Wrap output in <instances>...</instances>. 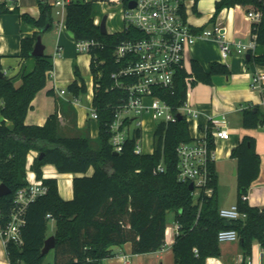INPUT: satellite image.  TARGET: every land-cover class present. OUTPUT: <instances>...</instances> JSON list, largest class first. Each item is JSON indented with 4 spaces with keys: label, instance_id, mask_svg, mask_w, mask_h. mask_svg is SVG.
<instances>
[{
    "label": "trees",
    "instance_id": "16d2710c",
    "mask_svg": "<svg viewBox=\"0 0 264 264\" xmlns=\"http://www.w3.org/2000/svg\"><path fill=\"white\" fill-rule=\"evenodd\" d=\"M136 0H122L127 8ZM110 0H73L66 8L65 24L77 43L96 42L92 48L91 71L94 77L93 108L99 114V136L93 140L86 131L76 136L64 134L58 112L51 115L44 126L27 125L26 118L39 92L44 90L54 69L52 57L34 58L35 69L24 75L17 87L7 76H0V182L12 194L0 199V208L8 215L14 205L16 193L28 186L27 159L31 151L38 156L31 171L43 179V167L54 165L61 174H83L73 180L74 199L66 201L59 193L57 179H44L48 188L45 196L32 202L26 210L27 225L23 232V245L10 243L7 256L10 264H47L42 252L48 235V224L55 222L56 247L53 264H104L114 257L113 247L132 245L133 255L152 254L165 244L168 227L167 216L174 213L179 233L173 244L175 264H206L210 258H221L218 234L222 230H236L240 237L244 262L252 257L253 246L264 250V208L252 207L244 197L260 174L261 158L256 150V140L246 136L232 151L237 161V206L247 214L245 221H229L220 217L217 197L218 176L215 164H210L213 196L196 197L189 184L178 179V148L193 142L189 121L158 122L155 129L153 154L137 155L134 150L140 130L128 140L123 152L115 155L111 145L110 124L125 93L113 90L112 73L119 69L115 52L125 40L139 37L130 27L121 33L103 35L95 24L94 10L98 3ZM40 17L34 19L24 14L21 21L42 30L55 25L53 8L39 2ZM241 6L247 13L256 12L262 18L253 25L256 41L264 47V0H220L216 3V16L226 8ZM14 13H19L14 12ZM7 14V13H4ZM3 15V14H1ZM39 32L21 42V58L30 59ZM248 65L264 67V53L251 55ZM191 74L178 70L173 89H156L158 95L178 113L187 102L186 78L192 75L194 85L213 84L215 76H230L228 66L213 63L207 72L193 60ZM3 72L0 56V73ZM70 93L79 99L87 94V86L80 77ZM52 94V92H50ZM257 109V111H255ZM243 127H264V112L260 107L243 109ZM10 123V124H8ZM211 150L215 142L211 127L207 130ZM94 143H97L95 146ZM164 172L156 173L159 165ZM93 168L94 174L87 176ZM50 215V217H48Z\"/></svg>",
    "mask_w": 264,
    "mask_h": 264
},
{
    "label": "crops",
    "instance_id": "0c3cea01",
    "mask_svg": "<svg viewBox=\"0 0 264 264\" xmlns=\"http://www.w3.org/2000/svg\"><path fill=\"white\" fill-rule=\"evenodd\" d=\"M89 1V0H87ZM119 0H110L112 4ZM220 0H197L185 3V15L188 23L196 32L204 29L221 27L225 40L232 44L233 52L224 59L219 42L211 38L199 39L185 55V70L191 74L193 60H197L208 72L213 63H220L229 67L230 76H215L212 85L198 83L188 91L187 103L198 111L197 118L189 121L190 133L194 140L206 137L207 130L211 127L212 132L217 126L227 125L229 138L215 139V168L218 176L217 197L219 208H229L237 203L225 205L220 203L219 192L233 185V178L237 180V161L232 158V151L246 136L256 140V150L261 158L260 174L252 184L248 197L249 205L264 208V127L257 129H246L243 127L242 111L250 106L262 108V96L251 90V75L256 71H264V67L254 64L248 65L246 56L238 55L234 49V43L242 42L250 44L253 40V22L246 18L247 12L241 6L226 8L216 14V3ZM99 4V3H98ZM108 4V3H106ZM27 14L34 19L40 17L39 1L22 7L21 12L14 16H0V56L5 76L12 79L19 87L24 75L31 73L36 66L34 58H21V42L23 39L32 38L39 29L24 23L20 15ZM107 28L109 34L121 33L125 29L119 7L107 14ZM95 21L101 23L103 19ZM110 22V23H109ZM43 43L46 46L45 55L52 57L54 66L51 77L44 90L38 93L32 103L26 124L44 126L48 118L58 112L61 123V131L67 135L76 136L84 131L89 133L93 140L99 136L98 121L90 117L94 99V77L91 71L92 56L79 51L78 43L74 34L67 29L65 21L61 24L56 19L55 25L43 35ZM264 53V47L258 44L256 56ZM78 70L80 77L87 86V94L78 99V103L72 102L73 95L69 88L81 80L76 74ZM66 90L67 94L62 96L60 92ZM52 92V94H50ZM0 105V123L3 121ZM263 111V108H262ZM264 112V111H263ZM10 124V123H8ZM146 127L151 130L150 120L146 119ZM147 154L154 153V146H146ZM27 174L36 175L27 167ZM45 179H57L59 193L62 199L70 201L74 199L73 180L83 177V174H61L54 165L43 167ZM94 169L91 168L87 176H92ZM32 177V176H31ZM175 221L168 224L170 233L169 245L165 251L152 254L133 255L132 245L113 247L114 257L104 261V264H121L123 255L128 257L129 264H133L130 256L142 259L146 264H175L173 244L179 231L176 229ZM54 234V233H53ZM53 234L51 236H53ZM239 251L240 258L231 260L225 258H210L206 264H241L240 243H231ZM255 256L252 255L253 264L262 261L263 249L259 244L253 246ZM8 256L3 242L0 240V264L7 262ZM136 264H142L137 262Z\"/></svg>",
    "mask_w": 264,
    "mask_h": 264
},
{
    "label": "built area",
    "instance_id": "2783aa9c",
    "mask_svg": "<svg viewBox=\"0 0 264 264\" xmlns=\"http://www.w3.org/2000/svg\"><path fill=\"white\" fill-rule=\"evenodd\" d=\"M73 0H54L52 6L55 19L62 24L66 17V8ZM195 3L197 0H136V7L130 9L125 7L122 0L114 3L119 7L125 29L134 27L139 37L122 41L115 52V59L120 64L119 69L112 73V89L121 90L125 93L120 105L117 106L115 117L110 124L111 145L114 152L121 153L126 142L132 139L136 131L140 130L137 139L135 154L148 155L146 146H154L155 129L158 122H176L179 115L186 116L188 121L198 117L199 113L187 102L174 113L173 109L158 95L156 89H173L175 76L180 69H185L186 52L196 44L199 39L211 38L219 42L224 59L233 52L232 44L225 40L223 29H204L196 32L188 23L185 15V3ZM21 0H0V15L20 11ZM253 25L261 21V14L249 12L246 15ZM100 26V23L95 21ZM234 51L240 56L255 55L258 43L253 33L250 44L237 42L233 44ZM98 46L96 42L83 41L78 43L79 51L91 55L92 48ZM92 56V55H91ZM195 79L192 75L186 78L188 91L194 85ZM251 90L259 93L262 98L264 111V71H256L251 75ZM67 94L62 90L60 95ZM72 102L78 103V98L73 97ZM2 107V106H1ZM90 117L98 121L99 114L92 108ZM146 119L150 120L151 130L146 129ZM138 120V128L131 129L134 121ZM215 139H228L229 132L226 124L217 126L213 132ZM151 155V154H150ZM38 152L31 151L27 159V167L31 168ZM178 179L182 182L194 185V195L200 197L202 194L213 196L214 189L211 186L212 176L210 164L215 163V149L211 150L206 137L183 143L178 148ZM161 164L155 170L156 173L164 172ZM32 176V177H31ZM27 174L28 186L19 190L14 199L11 212L7 215L0 208V240L5 249L10 243L23 245V232L27 225L25 217L28 206L38 198L47 194L48 188L44 179H38L36 175ZM1 185V182H0ZM249 197H244L248 201ZM220 217L229 221H245L247 214L240 212L237 204L219 211ZM50 217V215L48 216ZM176 229L179 225L175 222ZM170 233L167 229L165 244L160 251H165L169 245ZM219 243H238L239 234L236 230H222L218 234ZM244 258L241 260V264ZM121 264H129L128 257L123 255ZM246 264H253L252 257L248 258ZM264 264V250L262 261Z\"/></svg>",
    "mask_w": 264,
    "mask_h": 264
},
{
    "label": "rangeland",
    "instance_id": "374dc122",
    "mask_svg": "<svg viewBox=\"0 0 264 264\" xmlns=\"http://www.w3.org/2000/svg\"><path fill=\"white\" fill-rule=\"evenodd\" d=\"M113 1V0H112ZM37 2V0H21V8L26 6V5H30V4H35ZM48 2L50 4H52L54 2V0H48ZM116 10V5L112 4L111 2L106 4L104 3H99L95 5V10H94V15L97 18H101L103 19L107 14L112 13L113 11ZM17 15V13H7V14H3L0 16H14ZM110 23V22H109ZM109 28V25H108ZM192 88L189 89V91ZM1 101H0V105H1ZM138 128V120L134 121L133 124L131 125V129L136 130ZM66 134V132L64 133ZM79 135V134H78ZM94 145L96 146L97 143H94ZM233 180H235L233 182V185L229 186L227 189H224L222 191L219 192V198H220V203L221 204H225V205H231L233 203H237V199H238V186H237V180L236 177L235 179L233 178ZM168 219V224L173 223L174 221V213L170 212L167 216ZM48 235L51 236L54 232H55V222L54 221H50L48 224ZM231 243H223L220 244L221 247V252L223 257L225 258H230L231 260H237L240 258V254L239 251L236 250V247L233 245H230ZM256 245V244H255ZM241 254H243V251H241ZM252 255L255 256L254 251H252ZM130 259L132 260L133 264H136L137 262H141L142 264H146L142 259H135L134 257H132V255L130 256ZM54 262V251H51L46 259V263L47 264H53ZM2 264H10L9 261H7L6 263L3 262ZM150 264H155L150 262Z\"/></svg>",
    "mask_w": 264,
    "mask_h": 264
},
{
    "label": "water",
    "instance_id": "95a60500",
    "mask_svg": "<svg viewBox=\"0 0 264 264\" xmlns=\"http://www.w3.org/2000/svg\"><path fill=\"white\" fill-rule=\"evenodd\" d=\"M38 1L41 2V3H46V0H38ZM136 5H137L136 1H132V2L129 3L128 7L130 9H134L136 7ZM107 21H108V16L106 15L103 18V20L101 21V23H100V30H101V33L103 35H108L109 34L108 28H107ZM48 30H49V27H46V28H44L42 30H39L40 34L37 36V41H36V44L34 46V50L31 53V57L32 58H39V57L45 56L46 46L43 43V36L42 35L45 32H47ZM246 59H247V61H250L251 60V55H247ZM4 75H5L4 72L0 73L1 77H3ZM255 111H257V109H255ZM178 118H179V120H182L183 116L179 115ZM117 154L118 153L115 152V155H117ZM39 157H40V159H42L44 157V154H41ZM189 187H190L191 191H194V185L193 184H190ZM11 194H12L11 189H9L4 184L0 185V199H2L4 197H7V196H9ZM55 247H56V238H55V236H50L45 241V246H44L42 255L43 256L48 255L51 251H53L55 249Z\"/></svg>",
    "mask_w": 264,
    "mask_h": 264
},
{
    "label": "bare ground",
    "instance_id": "6f19581e",
    "mask_svg": "<svg viewBox=\"0 0 264 264\" xmlns=\"http://www.w3.org/2000/svg\"><path fill=\"white\" fill-rule=\"evenodd\" d=\"M146 129L148 130V128L146 127ZM149 131V130H148Z\"/></svg>",
    "mask_w": 264,
    "mask_h": 264
}]
</instances>
